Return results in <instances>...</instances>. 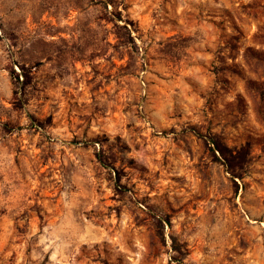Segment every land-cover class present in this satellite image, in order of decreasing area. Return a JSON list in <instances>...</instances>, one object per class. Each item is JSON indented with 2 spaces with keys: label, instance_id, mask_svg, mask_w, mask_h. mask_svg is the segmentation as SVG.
Instances as JSON below:
<instances>
[{
  "label": "rangeland",
  "instance_id": "1",
  "mask_svg": "<svg viewBox=\"0 0 264 264\" xmlns=\"http://www.w3.org/2000/svg\"><path fill=\"white\" fill-rule=\"evenodd\" d=\"M0 264H264V0H0Z\"/></svg>",
  "mask_w": 264,
  "mask_h": 264
},
{
  "label": "trees",
  "instance_id": "2",
  "mask_svg": "<svg viewBox=\"0 0 264 264\" xmlns=\"http://www.w3.org/2000/svg\"><path fill=\"white\" fill-rule=\"evenodd\" d=\"M212 152L221 157V161L226 167L228 173L233 179L243 178V171L247 165V159L250 154L248 146L230 148L223 140L214 135H208L205 138Z\"/></svg>",
  "mask_w": 264,
  "mask_h": 264
}]
</instances>
